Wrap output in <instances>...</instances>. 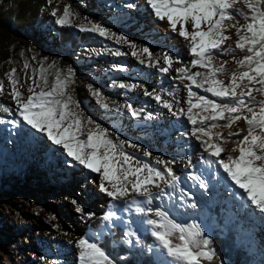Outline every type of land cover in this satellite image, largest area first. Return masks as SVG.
Segmentation results:
<instances>
[{"label": "rangeland", "instance_id": "obj_1", "mask_svg": "<svg viewBox=\"0 0 264 264\" xmlns=\"http://www.w3.org/2000/svg\"><path fill=\"white\" fill-rule=\"evenodd\" d=\"M7 6L6 0H0V12ZM65 6H70L73 13L70 17L72 23L57 24L56 19L63 14ZM147 8L151 10L150 19L143 15ZM53 9H57V17L51 15ZM40 16L43 20L28 31L10 33L1 38L8 55L0 60V81L4 84L0 105L8 107L10 112H0V264H79L76 242L87 238L99 245L116 227L123 232V241L128 248H137L136 241L144 235L151 236V245L138 249L151 254L156 264H174L151 235L152 226L146 221L158 219L154 213L159 209L177 223L199 225L203 235L208 237L215 227V208L222 214L220 229L234 225L237 244L247 247L251 253L250 264H264V212L247 200L246 193L230 177L229 183L220 182L219 177L207 176L195 167L197 142L191 135L193 125L186 115H173L181 107L187 108L185 85L190 82L181 79V74L176 71L188 66L192 59L187 41L172 31L166 20L157 18L146 0H44ZM237 19L244 23L242 17L237 16ZM92 23L105 28L109 35L80 30L79 25ZM57 28L67 29L75 37L85 34V41L76 45L61 43ZM230 34L234 36V30ZM229 43L235 47L234 43ZM143 48L149 49L151 57L141 51ZM165 55L173 59V64L169 72L161 73L159 67L166 66ZM233 55L239 57L244 53L238 49L234 53H217V61H227L226 67L234 69ZM25 63L29 65L27 69H24ZM149 64L157 66L150 67ZM13 68L17 70L20 91L25 97L32 84L29 77L39 82L41 68L50 84L55 81L57 73L63 77L71 68L73 76L68 93L79 105L74 110L81 112L86 119L90 118L94 125L106 129L115 143L124 142L122 150L134 158V166H138L136 162L139 161L141 165L148 164L162 171L165 166L170 167L178 178L177 187L170 188L156 180L166 195L161 196L159 188L150 186L153 199L148 203L146 197L132 191L114 200L91 185L93 200L97 202L98 196L104 195L108 204L87 221L85 231L79 228L74 236L67 237L63 231L50 226L44 216L37 217L38 220L28 226L27 219L47 210L61 223L62 230L71 231L66 224L71 213L56 207V188L41 184L46 178L56 180L53 178L56 167L72 169L77 164L89 172L86 179L92 176L96 184H100L101 174L73 160L62 146L49 140L46 133L38 132L22 120L10 95L11 84L6 75ZM191 71L203 69L192 68ZM145 90L167 100L172 104V110L158 103L154 95H145ZM193 90L217 99L195 87ZM93 91L99 92V97L93 95ZM254 95L257 100L264 99L259 93ZM129 105L138 116L132 115ZM13 120L18 123H11ZM234 127L246 129V124L240 121ZM21 135L23 140L19 138ZM80 138L86 139V136ZM11 143L18 147L16 154L9 149ZM145 152L150 155L146 156ZM157 160L162 163L157 164ZM195 176L204 181L205 187L200 186ZM105 184L110 188L106 181ZM48 196L51 199H47ZM62 197L69 200L67 194ZM137 206L146 211L138 212ZM148 208L153 211L148 213ZM88 209L94 210V206H85V211ZM109 212L114 215L105 220ZM99 225V229L90 230ZM29 227L39 230L35 241L24 239ZM129 231L135 236H127Z\"/></svg>", "mask_w": 264, "mask_h": 264}, {"label": "snow or ice", "instance_id": "obj_2", "mask_svg": "<svg viewBox=\"0 0 264 264\" xmlns=\"http://www.w3.org/2000/svg\"><path fill=\"white\" fill-rule=\"evenodd\" d=\"M146 3L157 18L166 20L172 31L178 32L187 41L192 56L188 66L176 69L181 74L180 78L190 83L185 85L187 108L181 107L173 115L187 116V120L193 125L191 135L201 142L210 157L217 158L215 163L246 193L247 200L264 212V99L257 100L254 95L259 93L264 96V0H146ZM51 15L57 17V9H53ZM72 15L70 6H65L56 23L70 25ZM237 16L243 18V24ZM79 27L81 31L109 35L99 24H81ZM232 30L234 36L230 34ZM229 42L234 43L235 47ZM132 47L135 48V45ZM237 49L244 55L232 56L236 64L234 69L226 67L227 61H217V53H234ZM141 51L151 57L148 48ZM133 55L136 53L133 52ZM163 59L166 66L159 67V71L167 73L172 67L173 59L167 55ZM141 63H144L143 59ZM28 67L25 63L24 69ZM192 68L203 71H191ZM16 71L13 68L6 75L11 84L10 95L16 102L19 116L33 129L46 133L54 144L62 146L73 160L100 173V191L114 200L125 197L132 191L146 197L147 202L151 203L153 192L150 186L159 188L161 196L166 195L164 188L156 180L167 187H177L178 178L170 167L165 166L162 171L148 164L141 165L139 161L136 162L138 166H134V158L122 150L124 142L115 143L109 138L106 129L98 124L94 125L90 118L86 119L81 112L74 110L79 105L68 93L73 76L71 68L63 77L57 73L51 84L41 68L39 82L29 77L32 84L28 86L29 94L26 97L20 91ZM193 87L217 99L201 95ZM3 91L4 84L0 81V93ZM144 94L154 95L147 90ZM93 95L99 97L100 94L93 91ZM154 99L172 110V104L162 100L160 95H154ZM103 106L107 108L106 104ZM128 107L133 116H138L131 105ZM0 112L8 113L10 109L0 105ZM240 121H244L246 129L237 127L233 131ZM11 123L17 124L18 121L13 120ZM222 129H228L226 135ZM81 136H86V139H81ZM228 143L233 144L230 151L224 146ZM225 152H228L226 159L221 158V154ZM144 154L150 155L148 152ZM213 162L210 159L206 161L209 164ZM156 163L160 164L162 161L157 160ZM194 179L199 181L201 187H205L199 176ZM156 198L159 199V196ZM72 203L76 205L77 212H83L77 201L73 200ZM136 210L146 211L139 206ZM152 211L151 208L147 209L148 213ZM154 214L158 219H148L146 223L152 226L151 235L174 264H201L202 258L213 259L215 253L208 247L210 241L204 237L199 225L177 223L167 212L159 209ZM113 215L114 213L109 212L104 219L109 220ZM126 235L135 236V233L129 231ZM76 247L79 249V264H115L102 247L87 238L79 239Z\"/></svg>", "mask_w": 264, "mask_h": 264}, {"label": "trees", "instance_id": "obj_3", "mask_svg": "<svg viewBox=\"0 0 264 264\" xmlns=\"http://www.w3.org/2000/svg\"><path fill=\"white\" fill-rule=\"evenodd\" d=\"M95 1V0H92ZM7 8L0 12V60L7 57V49L1 38H6L10 33L18 34L21 31H28L35 24L42 21L41 9L44 0H6ZM59 41L76 45L85 41V34L75 37L71 32L64 28H57ZM220 208V207H219ZM215 227L208 237L209 248L215 253L212 260L201 259V264H250L251 253L247 247L237 244L234 225L229 224L224 229L222 225V214L218 208L214 209ZM99 221V219H96ZM94 220V221H96ZM101 225L90 230H97ZM110 236L103 238L99 246L102 247L110 256L115 264H156L154 257L140 251L138 247L151 245V236L144 235L142 239L136 241L137 248H128L123 241V232L119 227L113 228Z\"/></svg>", "mask_w": 264, "mask_h": 264}, {"label": "bare ground", "instance_id": "obj_4", "mask_svg": "<svg viewBox=\"0 0 264 264\" xmlns=\"http://www.w3.org/2000/svg\"><path fill=\"white\" fill-rule=\"evenodd\" d=\"M141 15V14H140ZM145 19H150L151 10L150 8H147L144 13ZM235 127L233 128V131H235ZM224 134H227L228 129H222ZM23 136L21 135L19 138L20 140H23ZM236 137H233V139ZM197 142V148L195 151V158H194V165L197 169H200L202 172H204L207 176H213L214 178L219 177L220 182H223L224 180L229 183L228 174L224 172L223 168L219 166V164L215 163L216 157H210L207 152L204 151L203 147L201 146V142L195 139ZM14 143H11L9 146V149L13 154L17 153V148ZM22 144V142H20ZM23 144L22 146H24ZM20 146V145H19ZM20 146L19 148H21ZM225 148L230 151L233 147L232 143H228L224 145ZM29 152V151H28ZM29 154V153H28ZM228 152L222 153L221 158L227 157ZM237 153H234V155ZM32 155V154H31ZM214 161L212 164L206 163L207 160ZM59 163V162H58ZM61 164V163H60ZM58 164V165H60ZM62 165V164H61ZM89 173L87 170H83L79 165H74L72 169H65L63 166H58L55 168V172L53 175V178L56 179L54 181L49 180L48 178L44 179L41 184L46 187H54L56 188V191L58 193V199L55 201L56 207H60V209L64 212H70V217H68V221L66 222L67 226L70 227L71 231L61 229V223L57 219H53V217L50 215L51 211L44 210L39 215H36L32 218H29L25 221L26 224L35 223L38 219L37 217H46L48 221H50V226H55L56 230L59 229L63 231L65 236L71 237L74 236L76 231L81 228L83 231H85V224L87 221L96 214L97 210L99 209H105L107 206V200L106 196H98V201L95 202L93 200V194L90 191L92 188L91 185L96 187V190L100 191V184H96L95 179L92 176H89V179H86V175ZM213 174V175H212ZM43 179V178H42ZM231 186V184H229ZM91 187V188H90ZM68 195L69 200H65L62 196L65 194ZM47 199H51L50 196L47 197ZM75 200L79 204V206L83 209V212H77L76 211V205L72 203V201ZM87 205H93V209H88V211H85V206ZM106 205V206H105ZM96 209V210H95ZM55 218V217H54ZM53 221V222H52ZM25 224V225H26ZM49 224V223H48ZM53 228V227H51ZM54 228V230H55ZM28 232H25V240L29 241H35L37 235L39 234V230H36L32 227L27 228ZM264 235V233H263ZM40 264V263H37Z\"/></svg>", "mask_w": 264, "mask_h": 264}]
</instances>
